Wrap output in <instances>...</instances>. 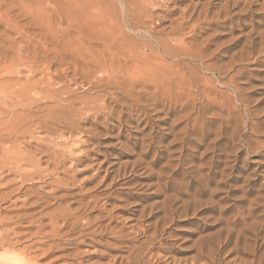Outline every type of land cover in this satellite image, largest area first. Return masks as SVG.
Returning <instances> with one entry per match:
<instances>
[{"label":"rangeland","instance_id":"rangeland-1","mask_svg":"<svg viewBox=\"0 0 264 264\" xmlns=\"http://www.w3.org/2000/svg\"><path fill=\"white\" fill-rule=\"evenodd\" d=\"M102 1L119 19V2ZM148 2L149 27L188 24L174 37L179 58L164 64L179 88L172 104L137 94L93 112L108 95L84 80L69 37L66 65L21 72L30 93L6 107L17 116L0 118L9 264H129L138 254L142 264H264V0ZM20 125V138L6 137Z\"/></svg>","mask_w":264,"mask_h":264},{"label":"bare ground","instance_id":"bare-ground-1","mask_svg":"<svg viewBox=\"0 0 264 264\" xmlns=\"http://www.w3.org/2000/svg\"><path fill=\"white\" fill-rule=\"evenodd\" d=\"M104 1H102V5L104 4ZM117 2H119L121 6L117 7V9L121 8V11L118 10V12H121V15L119 16L120 20L117 17L111 19L109 14L108 17L106 13L109 12L105 13L104 10H102L103 8H101L102 6L100 5L99 0H0V118H2V120L6 118L7 114L12 118L17 114H14L13 110H11L12 112L7 113L5 110L6 107H14L16 108L15 111H17V108L18 110L21 108V95L25 90L24 88H21V81L24 80H21V72L23 69L29 71L28 73H30V75H34L40 72L39 69H42V66H44V68L48 67L47 65L50 67L52 64L55 66L56 63L60 64L61 62L64 63V61H66V65L67 58L63 55L65 53V48L62 51L63 53H60L59 49L61 50L63 46H66H60V44L68 37V40L72 41H70L71 44L68 41L70 45L69 47H67L68 45L66 47L68 48L69 53L71 51L72 58L74 57L75 60H77L74 63L82 61L81 64L83 65L80 66V64L79 66L82 70L80 71L84 73V80L91 87V90L96 92L103 91L109 96L104 99L102 95H99L98 97L104 99L106 105L104 104L97 108L92 106L93 112L100 113L110 109L108 103L110 100H114L116 103L125 100H133L137 94L141 97L147 96L149 98L148 100L153 101L152 103L154 106H158L163 99H166V101H169L172 104L174 100H177L180 97L178 93L179 91L177 90L178 87L166 72L164 64L167 58H179L175 48L185 44L184 40H177L174 39V37L178 35L183 36L186 29L185 25L187 26L188 24L179 20L178 22H173L168 28H164L163 30L161 28H159L161 30L154 28V25V27L151 28L152 24H150L151 27H149L148 24L151 22V19L155 17V12L152 10L150 11L149 5H147L149 2L147 3V0H117ZM107 8H109V6ZM110 13L112 14V11ZM189 16L191 15L189 14ZM186 17V13H184L182 19H185ZM121 21L125 24L124 29L120 26L121 24H119ZM164 34L168 35L170 38L162 37ZM72 35H75V37L73 38ZM65 42H67V39ZM171 42L176 43L170 44ZM76 45L78 46L73 47ZM68 50H66V53H68ZM73 60H69L71 64ZM179 60L181 61V59ZM62 64L60 66H63ZM178 64L176 63V66ZM75 65H78V63ZM76 67L74 70L77 73ZM80 67H78L77 70H79ZM44 68L41 70V73L44 71ZM46 69V71L49 70L48 68ZM37 70L39 72H37ZM48 74L49 73H47L46 76ZM43 78H41V80ZM44 81L45 80L43 79L42 82H40L45 83ZM38 83L36 84L38 85ZM36 84L35 81L34 84H26V86L30 88L31 93L39 92L40 88H38ZM178 85H180V82ZM43 92L45 91L43 90ZM29 93L30 92H28V94ZM24 95L25 94L23 93L22 97H24ZM28 96L29 95H27V97ZM27 97L25 95V97L22 98L23 104L26 102L24 99ZM140 101V99H137L138 105ZM31 105L33 106V103H31ZM28 107H30V105ZM25 109H27V107ZM21 113L22 112L20 111V114ZM20 114L18 116L21 118ZM145 117L146 116H144V118ZM18 118L19 117H16L19 121L20 118ZM16 119H14V121ZM24 123L26 122L24 121ZM13 124H15V122ZM17 124H15V127ZM3 128L1 129L3 130ZM9 128H7V130L10 131ZM20 130L21 125L18 126L17 129L13 127L12 131L9 132L8 135L6 134V137H10L12 134L19 137L20 134L19 136L17 134ZM6 140L5 144L7 142ZM13 140L14 137L11 141L13 142ZM5 144L0 143L2 147ZM2 147L0 146V150ZM4 147L3 150H5ZM6 151H8V149H6ZM6 151L4 154H6ZM10 157L12 158V155ZM17 160H20V158ZM2 161H4V158ZM0 164H2L3 167V163ZM2 235L3 234H1V236ZM1 240H3V236ZM0 248H2V245ZM8 255L9 254L6 253L0 256L3 264H9L8 261L11 257ZM141 257L142 256L139 254L134 255V257L129 258V264H142ZM193 258H195V256ZM158 260L161 261L159 258ZM174 260L176 259L174 258ZM196 262L197 261L194 259L193 263L192 261L189 263L196 264ZM18 264H21V262H18ZM171 264L177 263L175 261L172 263L171 261Z\"/></svg>","mask_w":264,"mask_h":264}]
</instances>
